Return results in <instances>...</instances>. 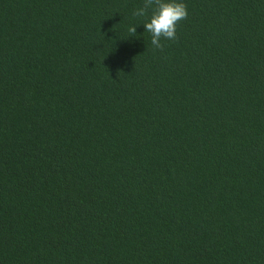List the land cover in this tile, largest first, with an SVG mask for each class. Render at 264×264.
I'll return each mask as SVG.
<instances>
[{
	"label": "trees",
	"instance_id": "1",
	"mask_svg": "<svg viewBox=\"0 0 264 264\" xmlns=\"http://www.w3.org/2000/svg\"><path fill=\"white\" fill-rule=\"evenodd\" d=\"M179 2L0 0V264H264V0Z\"/></svg>",
	"mask_w": 264,
	"mask_h": 264
},
{
	"label": "clouds",
	"instance_id": "2",
	"mask_svg": "<svg viewBox=\"0 0 264 264\" xmlns=\"http://www.w3.org/2000/svg\"><path fill=\"white\" fill-rule=\"evenodd\" d=\"M149 10H152L150 22L143 25L146 32L151 34L154 49L163 51L162 39L172 41L177 39V26L188 17L187 5L179 0H144L143 6L137 8L133 15L142 17L147 15ZM128 31L135 35L137 27L130 26Z\"/></svg>",
	"mask_w": 264,
	"mask_h": 264
}]
</instances>
